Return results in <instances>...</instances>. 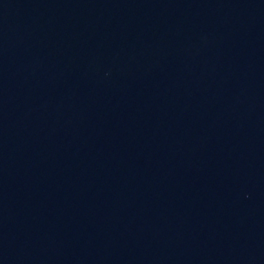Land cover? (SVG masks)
<instances>
[{
	"label": "water",
	"instance_id": "1",
	"mask_svg": "<svg viewBox=\"0 0 264 264\" xmlns=\"http://www.w3.org/2000/svg\"><path fill=\"white\" fill-rule=\"evenodd\" d=\"M0 264H264V0H0Z\"/></svg>",
	"mask_w": 264,
	"mask_h": 264
}]
</instances>
